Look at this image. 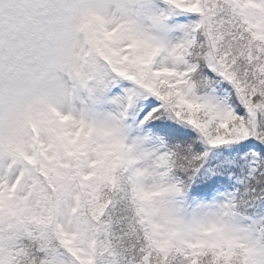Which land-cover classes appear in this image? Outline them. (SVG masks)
<instances>
[{"label":"snow or ice","instance_id":"snow-or-ice-1","mask_svg":"<svg viewBox=\"0 0 264 264\" xmlns=\"http://www.w3.org/2000/svg\"><path fill=\"white\" fill-rule=\"evenodd\" d=\"M159 7L94 15L89 102L0 141V264H264V0Z\"/></svg>","mask_w":264,"mask_h":264},{"label":"clouds","instance_id":"clouds-1","mask_svg":"<svg viewBox=\"0 0 264 264\" xmlns=\"http://www.w3.org/2000/svg\"><path fill=\"white\" fill-rule=\"evenodd\" d=\"M156 32L158 0H0V141L30 134V118L88 103L90 22Z\"/></svg>","mask_w":264,"mask_h":264},{"label":"rangeland","instance_id":"rangeland-1","mask_svg":"<svg viewBox=\"0 0 264 264\" xmlns=\"http://www.w3.org/2000/svg\"><path fill=\"white\" fill-rule=\"evenodd\" d=\"M158 3H159V0H158ZM173 22H174L173 19H170V20L168 21L169 24H172Z\"/></svg>","mask_w":264,"mask_h":264}]
</instances>
